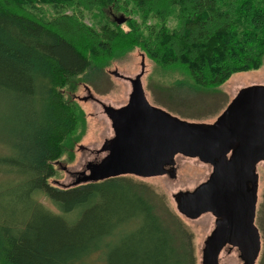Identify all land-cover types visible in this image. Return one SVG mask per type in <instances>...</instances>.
Returning <instances> with one entry per match:
<instances>
[{
    "label": "trees",
    "instance_id": "16d2710c",
    "mask_svg": "<svg viewBox=\"0 0 264 264\" xmlns=\"http://www.w3.org/2000/svg\"><path fill=\"white\" fill-rule=\"evenodd\" d=\"M40 3L51 18H40ZM107 10L128 30L80 15ZM125 42L179 68L177 89L214 88L261 63L264 0H0V264H195L186 229L136 184L49 183L83 127L66 94Z\"/></svg>",
    "mask_w": 264,
    "mask_h": 264
},
{
    "label": "water",
    "instance_id": "95a60500",
    "mask_svg": "<svg viewBox=\"0 0 264 264\" xmlns=\"http://www.w3.org/2000/svg\"><path fill=\"white\" fill-rule=\"evenodd\" d=\"M118 24L124 17L115 19ZM140 74L128 101L119 108L102 105L111 126H122L125 142L107 140L101 150L108 153L97 163H88L77 173L71 186L132 174L141 177L163 175L174 165L176 155L196 158L211 166L210 186L200 195L205 210H214L221 219L206 236L200 264H219L225 245L254 264L260 239L254 226L258 175L256 165L264 161V86L240 88L210 123L181 119L151 105L140 86ZM133 82V80H131ZM173 169L168 171L173 176ZM250 182L251 187L246 184ZM173 195L180 213L189 216L180 198Z\"/></svg>",
    "mask_w": 264,
    "mask_h": 264
},
{
    "label": "rangeland",
    "instance_id": "374dc122",
    "mask_svg": "<svg viewBox=\"0 0 264 264\" xmlns=\"http://www.w3.org/2000/svg\"><path fill=\"white\" fill-rule=\"evenodd\" d=\"M68 13L71 10H67ZM37 13L42 20L54 15L49 4H37ZM75 13L79 14L76 10ZM82 19L98 28L105 21L119 18V13L107 10L105 17L100 13L80 11ZM138 17H132L137 19ZM152 21V20H151ZM167 24L176 26L177 20L172 14ZM123 30H128L126 22L120 23ZM124 48L111 56L101 59V67L83 75L86 81L78 82L76 88L66 94L75 102L83 113V127L80 138L70 153H64L55 164L49 183L61 188L72 187L78 172L82 171L88 161L93 160L94 151L98 150L106 138L112 134L111 120L102 105L119 108L125 105L132 91L128 78L140 74L139 82L147 101L181 119L191 122L210 123L226 107L238 90L251 85L264 86V56L257 68L232 73L224 82L214 88L188 91L177 89L174 81L183 79L179 68H163L152 60L138 45L123 43ZM6 108L0 104V113ZM4 146L0 142V151ZM175 175L167 174L138 177L120 175L118 177L136 184L154 203L156 211L165 218L179 222L188 232L195 264H200L203 241L212 229V220L208 214L191 219L180 213L173 195L178 192L191 191L204 180L210 172L209 164L196 158L177 155L175 158ZM257 181L256 224L261 225V249L254 264H264V161L255 169ZM116 177V176H115ZM0 184L5 177L0 175ZM219 264H242L238 252L223 249L219 254Z\"/></svg>",
    "mask_w": 264,
    "mask_h": 264
},
{
    "label": "flooded vegetation",
    "instance_id": "af4514ba",
    "mask_svg": "<svg viewBox=\"0 0 264 264\" xmlns=\"http://www.w3.org/2000/svg\"><path fill=\"white\" fill-rule=\"evenodd\" d=\"M127 80L131 84V87H132L131 94H132V92L134 90V86H136L137 82H135L134 78H128ZM131 80H133V82ZM112 131H113V134L109 138H106L103 141V143L101 144V146H100V148L98 150L94 151L95 155H94L93 160L88 161L87 164L88 163H97V162H99L108 153V150H106V149L105 150L104 149L101 150L102 146L104 145V143L107 140H113V139L116 140L117 141L116 145L118 144L117 145L118 148L123 145V143L125 142V133L122 132V131H124V128L122 126L112 127ZM175 164H176V162H175V159H174V165L173 166H167L166 167L167 172L165 174L170 176L168 174V171H171L173 169L174 170L173 173L175 175V169H176ZM210 169H211V166H210ZM210 174H211V170H210L209 174L207 175V177L204 180H202L199 183H197L191 191H185V192L191 193V196L187 198V195H186L184 198H180L179 202L182 205V207L185 206L184 209L187 212V214L189 215V216H187L188 218L196 219L198 217H201L204 214H208L211 217V220H212V229L211 230H213V228L215 227L217 222L220 221L221 217L218 214H215L214 210H205V206L200 200V197H201L200 195L210 186V184L212 182V181H210ZM129 175H132V174H129ZM174 175L170 176V177H174ZM134 176H136V175H134ZM138 177H141V176H138ZM246 186H247V188H250L251 187V183L248 182L246 184ZM256 206H257V200H256V204H255V213H254V222L253 223H254V226H255V228L257 230V233H258V236H259V239H260V249H261V225L258 226L256 224V222H255V220H256ZM223 249H226L227 252H231L233 249H235L238 252V257L240 258L242 264H244V262L247 259L246 256H244L243 254L240 253V251H238L237 248L231 247L228 244L225 245V247Z\"/></svg>",
    "mask_w": 264,
    "mask_h": 264
}]
</instances>
